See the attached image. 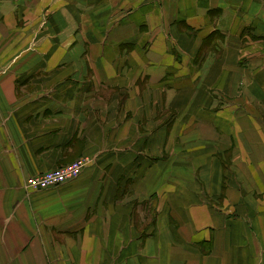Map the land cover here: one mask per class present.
<instances>
[{
    "label": "crops",
    "instance_id": "obj_1",
    "mask_svg": "<svg viewBox=\"0 0 264 264\" xmlns=\"http://www.w3.org/2000/svg\"><path fill=\"white\" fill-rule=\"evenodd\" d=\"M0 264H264V0H0Z\"/></svg>",
    "mask_w": 264,
    "mask_h": 264
},
{
    "label": "built area",
    "instance_id": "obj_2",
    "mask_svg": "<svg viewBox=\"0 0 264 264\" xmlns=\"http://www.w3.org/2000/svg\"><path fill=\"white\" fill-rule=\"evenodd\" d=\"M91 164L89 157H81L74 162L48 170L27 179L25 186L31 191H40L73 181Z\"/></svg>",
    "mask_w": 264,
    "mask_h": 264
}]
</instances>
